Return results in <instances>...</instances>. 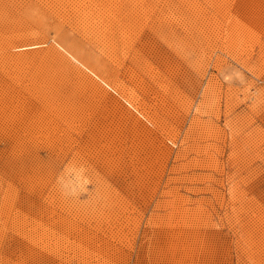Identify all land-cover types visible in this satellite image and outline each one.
Returning a JSON list of instances; mask_svg holds the SVG:
<instances>
[{
	"label": "rangeland",
	"instance_id": "1",
	"mask_svg": "<svg viewBox=\"0 0 264 264\" xmlns=\"http://www.w3.org/2000/svg\"><path fill=\"white\" fill-rule=\"evenodd\" d=\"M0 264H264V0H0Z\"/></svg>",
	"mask_w": 264,
	"mask_h": 264
}]
</instances>
